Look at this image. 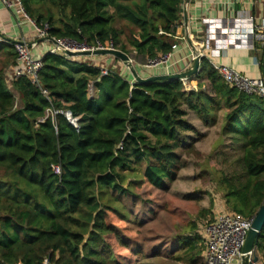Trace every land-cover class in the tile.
Returning a JSON list of instances; mask_svg holds the SVG:
<instances>
[{"label":"trees","instance_id":"obj_1","mask_svg":"<svg viewBox=\"0 0 264 264\" xmlns=\"http://www.w3.org/2000/svg\"><path fill=\"white\" fill-rule=\"evenodd\" d=\"M22 3L30 18L49 25L50 38L111 42L145 64L171 51L183 0ZM0 56V264H120L108 253L104 238L115 227L102 201L109 190L129 193L126 174L142 164L143 179L166 190L186 167L176 151L200 155L179 136L193 132L183 106L206 128L222 119L221 134L242 144L240 171L215 180L226 209L253 217L264 202V99L226 85L206 58L193 79L198 89L187 92L179 80L138 85L111 69L103 75L82 57L50 53L37 85L21 77L9 86L13 45L0 40ZM190 226L173 259L203 264V239ZM255 254L264 261V226Z\"/></svg>","mask_w":264,"mask_h":264},{"label":"rangeland","instance_id":"obj_2","mask_svg":"<svg viewBox=\"0 0 264 264\" xmlns=\"http://www.w3.org/2000/svg\"><path fill=\"white\" fill-rule=\"evenodd\" d=\"M129 57L132 62L143 63L133 53ZM3 62L0 56V68ZM228 136L218 130L200 136L199 148H194L200 155L177 150L186 160V167L178 170L166 190L156 189L143 179L145 165L142 164L135 173L126 174L123 188H130L129 193L107 192L102 203L112 208L106 219L115 232L104 239L113 259L120 264H181L173 259L177 241L190 234V225L199 221L201 200L210 203L212 198L222 199L215 180L241 169L242 144ZM203 226L200 220L195 232L200 234Z\"/></svg>","mask_w":264,"mask_h":264},{"label":"crops","instance_id":"obj_3","mask_svg":"<svg viewBox=\"0 0 264 264\" xmlns=\"http://www.w3.org/2000/svg\"><path fill=\"white\" fill-rule=\"evenodd\" d=\"M9 1L14 3V0ZM239 17H252L255 23H260L264 18V0H187V3L183 0L181 18L174 27L173 36L176 48L171 51L168 63L165 66L147 68L143 66L144 64L134 60L137 73L142 78H147L152 75L186 71L191 67L192 58L196 53L201 54L202 58H206L212 66L226 65L245 77L262 78L261 60L263 49L257 41H254V49L248 47V43L244 39L237 42L231 41L228 47L220 37L207 41L205 20L235 19ZM4 38L16 42H36V46L31 50L32 57L35 59H41L53 49L51 43L36 38L35 30L26 18L18 14L15 9H7L3 4V0H0V40ZM82 58L84 62L102 70L111 69L116 71L133 83V79L125 66L120 61H115L113 57L94 56ZM136 58L137 60L140 59L139 56H136ZM101 61L106 63H100ZM15 68L16 63L6 70L9 86L14 79ZM192 85L198 89L196 81H193ZM182 109L185 111L184 119L193 128V132L179 133L183 144H189V140L194 141V148L197 150L200 136H205L214 130L221 132L222 119L219 120L216 126L206 128L192 111H189L185 106ZM220 117H223V113H220ZM228 137L234 140L231 135ZM200 205L199 213L197 212L199 221H196V225L199 224L200 220L201 224H205L214 220L221 212H227L221 198H212L210 203L202 199ZM255 264H264L263 258L258 256V261Z\"/></svg>","mask_w":264,"mask_h":264},{"label":"built area","instance_id":"obj_4","mask_svg":"<svg viewBox=\"0 0 264 264\" xmlns=\"http://www.w3.org/2000/svg\"><path fill=\"white\" fill-rule=\"evenodd\" d=\"M4 6L9 9H15L18 14L26 18L33 26L37 39H45L53 45V49L49 51L50 54L63 55L64 50L72 52L78 51H94L103 49H115L111 42L105 45L96 42L95 45H89L86 42L78 43L68 39H53L48 35L49 25L47 23H37L30 18L23 6L22 0H14V3L9 0H3ZM206 23V37L207 41L220 37L226 47L231 44V41L237 42L244 39L247 46L254 49V41L260 44L264 50V18L260 23H255L252 17H239L235 19H219V20H205ZM2 42L11 44L16 53V68L14 72V79L27 78L31 84H38V74L43 67L42 58L35 59L32 57L31 50L36 46V42L26 43L25 41H18L11 43L5 39ZM176 48L172 46L171 51ZM171 51L165 55L154 60H148L144 66L147 68L165 66L170 57ZM201 55V54H199ZM218 72L224 83L232 88L237 89L247 95H255L264 99V79H252L245 77L232 69L229 66H213ZM102 74H106L102 70ZM187 92L196 91V87L192 85L193 81L188 79L179 80ZM44 95L46 91L42 92ZM55 114L58 112H54ZM53 113L47 112V116ZM67 120L75 127V119L69 117L67 112L64 113ZM43 120H40L42 122ZM55 173L59 174V168L53 167ZM253 217H242L234 215L230 212H221L214 220L204 224L201 237L203 239V264H240L242 257V248L248 231L253 223ZM14 264H22L17 262ZM43 264H50L48 260H44Z\"/></svg>","mask_w":264,"mask_h":264},{"label":"water","instance_id":"obj_5","mask_svg":"<svg viewBox=\"0 0 264 264\" xmlns=\"http://www.w3.org/2000/svg\"><path fill=\"white\" fill-rule=\"evenodd\" d=\"M187 3V0H185ZM6 41L11 43H17L13 40H8L4 38ZM40 41H45V39H41ZM63 54L68 58H81V57H94V56H110L115 59H118L128 70L129 74L133 79V83L138 85H145L151 82H168L172 80H181V79H188L193 80L196 78L200 71V61L202 57L199 54H194L192 58V65L191 67L183 72L173 73V74H164V75H152L147 78H142L137 73L135 66L130 59V57L117 49H103V50H94V51H78L72 52L69 50L62 49ZM261 69H262V76L264 79V50L261 60ZM67 115L71 117V114L67 112ZM75 127H77L75 121ZM264 226V202L254 215V220L251 225L250 230L247 233L244 246L242 248V257L240 260V264H255L258 261V256L255 254V242L257 237L259 236L262 228Z\"/></svg>","mask_w":264,"mask_h":264}]
</instances>
